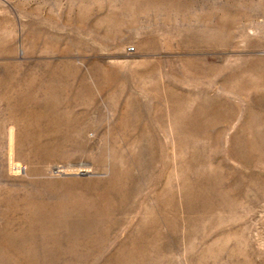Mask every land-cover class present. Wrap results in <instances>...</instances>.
Returning <instances> with one entry per match:
<instances>
[{"label": "rangeland", "instance_id": "374dc122", "mask_svg": "<svg viewBox=\"0 0 264 264\" xmlns=\"http://www.w3.org/2000/svg\"><path fill=\"white\" fill-rule=\"evenodd\" d=\"M0 264H264V0H0Z\"/></svg>", "mask_w": 264, "mask_h": 264}, {"label": "water", "instance_id": "95a60500", "mask_svg": "<svg viewBox=\"0 0 264 264\" xmlns=\"http://www.w3.org/2000/svg\"><path fill=\"white\" fill-rule=\"evenodd\" d=\"M85 172H82V174H84Z\"/></svg>", "mask_w": 264, "mask_h": 264}]
</instances>
